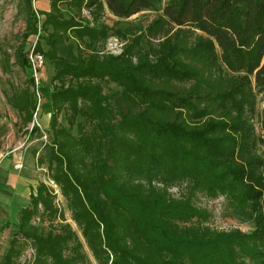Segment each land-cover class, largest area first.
I'll list each match as a JSON object with an SVG mask.
<instances>
[{
    "label": "trees",
    "instance_id": "obj_1",
    "mask_svg": "<svg viewBox=\"0 0 264 264\" xmlns=\"http://www.w3.org/2000/svg\"><path fill=\"white\" fill-rule=\"evenodd\" d=\"M48 1L38 11L24 0L25 31L1 64L26 71L7 104L27 140L40 134L37 94L46 100L50 140L33 154L81 238L40 181L18 221L0 226L11 227L0 264H92L85 247L97 264H264V200L247 183L262 185L248 95L216 52L264 93V0ZM143 11L157 15L120 21ZM110 37L119 54L106 51ZM31 52L52 67L49 84L30 80ZM220 198V214L251 230L210 225L198 200Z\"/></svg>",
    "mask_w": 264,
    "mask_h": 264
},
{
    "label": "rangeland",
    "instance_id": "obj_2",
    "mask_svg": "<svg viewBox=\"0 0 264 264\" xmlns=\"http://www.w3.org/2000/svg\"><path fill=\"white\" fill-rule=\"evenodd\" d=\"M24 0H0V225L5 221L16 223L18 221L19 209L25 206L29 202L28 181L32 184L31 189H34L38 182L45 181L55 189L56 203L63 210L65 219L72 228L78 233L81 238L80 232L75 223L70 218V211L67 208L66 201L60 194V191L56 185H54L45 176L46 165L38 167L36 165L35 156L33 150L40 149L42 144L50 140L48 132L50 114L46 111V100L41 95L37 94V110L34 116V123L38 125L40 129L39 137H34L31 140H27V134L25 133L26 127L22 130H18L16 123L19 121L17 112L7 104V97L12 94V87H20L26 79V71L20 68L18 65H11L8 72H4L1 64V56L3 51H7L12 55L14 48L21 42L22 33L25 31V13L23 11ZM32 7L38 11H48V0H31ZM157 12L155 11H143L136 15L131 16L128 19L120 20L123 24L140 19L144 23L150 22L155 18ZM119 20L110 13L106 12L105 21L112 24L114 21ZM37 40V37L31 36L26 42V49L30 51ZM153 43H157V40H152ZM43 43V41H41ZM44 44V43H43ZM219 57L220 64L226 73L229 75L243 77L240 83L244 86L248 95L246 101L245 110L248 115V130L252 137L253 148L251 152L260 161L259 168L257 169L258 175L261 177L262 185H257L251 181H247L254 189H258L262 196L261 201L264 200V126H263V109H264V93L254 89L252 77H245V73L232 71L226 68V65L221 60L220 51L216 49ZM10 62H13L11 57ZM53 74L52 67L44 60L42 67L34 73L32 76L35 83L49 84L50 78ZM37 79V80H36ZM112 89H117L113 84L108 85ZM107 87V86H106ZM60 121L65 123L63 114H60ZM33 123L28 125V129L32 127ZM239 140V139H238ZM33 144L34 148L31 151H27V147ZM29 149V148H28ZM25 151L28 152L30 158V167L27 168V172L23 173L22 159L25 156ZM31 155H30V152ZM238 149L236 148L235 154ZM237 159V158H236ZM240 162L239 159H237ZM15 174V178H22L25 183H15L14 177H11L12 184L9 186L5 184V180L2 178V174L10 175ZM23 184V185H22ZM24 186V189L19 188ZM12 191L10 194L9 192ZM221 198L215 201L213 204L205 201L198 200L199 205L206 206L212 211V217L209 221L210 225L217 229H230L233 227H239L244 231L251 230V225L247 223H240L232 218L224 217L221 215L220 207ZM11 227L0 230V261L5 249L9 245ZM85 250L92 262L97 264L87 248ZM31 254V250L27 249L22 256V260L28 258Z\"/></svg>",
    "mask_w": 264,
    "mask_h": 264
},
{
    "label": "built area",
    "instance_id": "obj_3",
    "mask_svg": "<svg viewBox=\"0 0 264 264\" xmlns=\"http://www.w3.org/2000/svg\"><path fill=\"white\" fill-rule=\"evenodd\" d=\"M121 47H122V43L116 37H110L106 44V51L112 54H119L122 50ZM29 59H30L31 68H32L33 75H34V73H36L39 70V68L42 67L44 59L41 54L33 55L32 52L29 55ZM35 115L36 113L34 114V116Z\"/></svg>",
    "mask_w": 264,
    "mask_h": 264
},
{
    "label": "crops",
    "instance_id": "obj_4",
    "mask_svg": "<svg viewBox=\"0 0 264 264\" xmlns=\"http://www.w3.org/2000/svg\"><path fill=\"white\" fill-rule=\"evenodd\" d=\"M31 142H29V144H30ZM34 145V143L33 144H30V146L29 147H27V151L28 150H32V149H34V148H38V147H35V146H33ZM29 148V149H28ZM27 151H25V156L23 157V159H22V162H23V170H22V168H21V170L20 171H22L23 173H25V172H27V168L29 169V167H30V158L32 159V157H29V155H28V152ZM29 151V152H30ZM30 155H31V152H30ZM10 175L8 176V175H3L2 174V178L5 180V184H8L9 186H11V184H12V181H11V177H14L15 178V174H12V173H9ZM15 181L17 182L18 181V183L21 185V183H25V181H23V179L22 178H20V177H18V178H15L14 180H13V182L15 183ZM22 184V185H23ZM28 184L30 185L29 186V188H28V195H30V192H31V186H32V184L28 181ZM19 188H22V189H24V186H21V187H19ZM12 191H10L9 192V194L11 193ZM0 211L2 212V210L0 209ZM1 226V225H0Z\"/></svg>",
    "mask_w": 264,
    "mask_h": 264
},
{
    "label": "water",
    "instance_id": "obj_5",
    "mask_svg": "<svg viewBox=\"0 0 264 264\" xmlns=\"http://www.w3.org/2000/svg\"><path fill=\"white\" fill-rule=\"evenodd\" d=\"M30 80L33 82V81H34V78H33V77H31V78H30Z\"/></svg>",
    "mask_w": 264,
    "mask_h": 264
}]
</instances>
